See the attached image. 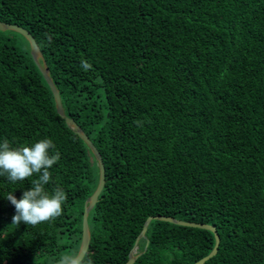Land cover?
I'll return each mask as SVG.
<instances>
[{
	"label": "trees",
	"instance_id": "1",
	"mask_svg": "<svg viewBox=\"0 0 264 264\" xmlns=\"http://www.w3.org/2000/svg\"><path fill=\"white\" fill-rule=\"evenodd\" d=\"M0 21L33 35L65 114L103 160L87 217L94 264H124L149 215L213 225L219 242L202 264H264V0H0ZM43 138L61 154L45 187L64 189L63 213L13 224L5 197L20 199L36 177L0 176V264H55L76 252L98 179L27 40L0 30V142ZM146 241L133 264H192L214 238L152 219L137 251Z\"/></svg>",
	"mask_w": 264,
	"mask_h": 264
},
{
	"label": "clouds",
	"instance_id": "2",
	"mask_svg": "<svg viewBox=\"0 0 264 264\" xmlns=\"http://www.w3.org/2000/svg\"><path fill=\"white\" fill-rule=\"evenodd\" d=\"M49 44L52 35H47ZM80 66L89 70L92 65L86 59H81ZM55 144L50 138H43L31 145L13 146L8 139L0 142V176L16 183L31 179V187L26 189L22 197L17 199L13 192L5 198L15 208L12 216L13 224L24 223L33 227L54 221L63 213L62 205L67 199L63 188L58 184L49 191L45 186L52 182V173L49 169L60 159V152L50 154ZM55 264H94L86 251H76L61 255Z\"/></svg>",
	"mask_w": 264,
	"mask_h": 264
},
{
	"label": "water",
	"instance_id": "3",
	"mask_svg": "<svg viewBox=\"0 0 264 264\" xmlns=\"http://www.w3.org/2000/svg\"><path fill=\"white\" fill-rule=\"evenodd\" d=\"M0 30L16 31L27 40L31 58L34 61L40 73L42 74L44 80L46 81L53 95L56 112L59 114L61 118H63L66 125L70 127L79 136V138L86 144V146L89 148V150L91 151L92 155L94 156L96 160V164L98 167V179H97V183H96L94 190L85 199L84 204H83V212H82V219H81V235H80L79 246L77 249V251H81V250L86 251L88 244H89V239H90V231H89L88 220H87L88 213L91 210V208L94 206L95 202L97 201L98 195L101 192L103 185L105 183L103 160L101 158L99 151L97 150L93 142L90 140L88 135L74 121L73 118L65 114L63 106H62L59 90L56 87L52 77L50 76L48 66L45 62L43 54L35 38L33 37V35L26 28L20 25L9 23V22H4V21H0ZM152 219L164 220V221H168V222L180 224V225L205 228L212 232L213 238H214L213 246L211 247V249L209 250L207 254H205L198 260L194 261L192 264H202L206 259H208L210 256H212L216 252V248L219 242V236L213 225L203 223V222L185 221V220H181V219H177V218H174L171 216H165V215H149L145 218L142 228L137 234L135 241L129 251L128 258L124 264H133L134 260L145 250L147 241L145 242V245L142 251H137V248H138L137 244H138V240L141 237L145 236L147 225Z\"/></svg>",
	"mask_w": 264,
	"mask_h": 264
}]
</instances>
